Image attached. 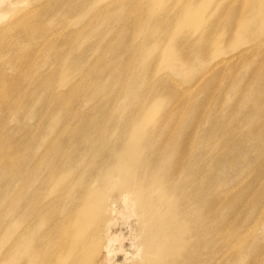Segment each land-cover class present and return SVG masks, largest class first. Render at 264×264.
Instances as JSON below:
<instances>
[{"label":"rangeland","instance_id":"374dc122","mask_svg":"<svg viewBox=\"0 0 264 264\" xmlns=\"http://www.w3.org/2000/svg\"><path fill=\"white\" fill-rule=\"evenodd\" d=\"M9 1L0 2V40L18 42L15 29L24 28L22 22H26L29 8L38 31L34 28L27 33L33 42L31 50L22 42L7 48L8 56H0V100L10 103L15 92L28 99L26 115L40 110L44 116L42 120L15 121L0 109V159L15 161L12 178L23 175L4 197L0 195V224L8 227L0 231V251L8 252L11 244L17 249L18 243L10 239L13 234L22 236L32 231L30 242L36 240V252L49 259V264L171 263L172 259L161 261L160 247L146 251L143 242L149 227L164 223L165 218H156L167 211L172 200L161 197L155 215L148 210L139 216L126 190L109 201L105 210L90 205L80 210L91 218H101L95 236L99 239L80 251L67 249L76 241L68 235L74 232L70 217L79 210V201L113 196L114 189L124 182L114 165L94 158V153L105 150L113 137L132 144L142 141L144 159L154 169L149 178L154 182L166 181L167 168L179 169L176 178L168 179L176 182V196L188 208L185 214L191 220L184 231L189 236L183 237L191 253L188 250L185 255L182 250L181 255L174 256L173 264H264V103L255 106L251 97L252 91L264 89V63L257 56L264 54V0ZM193 4L197 14L186 7ZM89 7L94 8L91 14ZM133 8L134 18L128 15L122 19ZM99 17L125 24L114 27L112 36L106 35L96 25ZM154 21L159 22L157 27ZM150 32L154 33L151 37ZM203 33L210 46L202 59L196 53ZM242 34L252 37L236 43ZM227 35L230 40L225 43ZM158 37L165 41L162 46L153 45ZM110 39L114 48L105 42ZM121 51L123 56L116 57ZM62 57L69 60L65 65ZM184 61L189 64L182 65ZM97 72L111 75L114 82L89 97L92 89L85 88L88 82H102ZM138 84L137 107H131L130 101L124 104V89ZM151 101L161 104V114L153 125L142 127L147 138L137 134L131 141L124 135ZM57 118L61 121L53 123ZM98 130L104 135L94 141ZM69 133L87 140L81 146L76 140L61 145ZM60 145L67 148L60 152L58 173L53 178L51 153ZM222 148L229 150L227 156L218 155ZM59 177V185L50 189ZM68 180L73 181V189L64 193L62 186ZM30 197L39 202L25 204ZM17 203L23 204L19 212L11 214ZM206 208L210 217L205 233L195 232L198 214ZM41 214L53 221L49 243L48 229L38 221ZM105 224H112L108 235ZM95 247L99 248L96 256L91 252ZM24 260L20 255L21 264Z\"/></svg>","mask_w":264,"mask_h":264},{"label":"bare ground","instance_id":"6f19581e","mask_svg":"<svg viewBox=\"0 0 264 264\" xmlns=\"http://www.w3.org/2000/svg\"><path fill=\"white\" fill-rule=\"evenodd\" d=\"M12 1H9V2L11 3ZM38 1H40V0H35L33 3L38 2ZM188 1L193 2L192 0H188ZM0 2L1 3L6 2V0H0ZM186 7L188 9H191L190 12H192V13L194 12V14L198 13L197 7L194 4L192 5V7H189V5H187ZM230 8L228 9L229 11L231 10ZM124 9H128V8H124ZM143 9H144V7H143ZM146 10H148V9L146 8ZM93 11H94V8L89 7L87 9L88 14H91ZM83 12L85 13L86 9L83 10ZM135 12L136 11L134 10V8L127 11V14H123L124 17L122 19L127 18L128 15H130V16L132 15V17H133ZM54 14H56V13H54ZM138 15H139V13H138ZM26 16H28L26 22H24V20L22 22L24 28L23 29L16 28L15 29L16 31L14 30L17 33V38H18L15 41H18V42L7 41V40L3 41L2 39L0 40V56H8V55H6V49L11 48V47H16L22 42L26 46H28V50H31L30 46L33 44V42L31 41V39L27 35V33L33 31L34 28L38 31V27L35 23V21H36L35 18H33L32 9H30V8L27 9V15ZM219 19H220V17H218L217 20H219ZM132 21H134V20H132ZM130 22H131V20H130ZM124 24H125V21L123 22L121 20L108 19L107 17H99L97 19V23H96V25H98V27L101 30L105 31L106 35L108 34L110 36H112V29L114 27H118V26H121ZM132 24H133V22H132ZM136 24H137V21H136ZM153 25H154V27H157V25H159V22L154 21ZM135 27H136V25L134 24V28ZM132 28H133V26H132ZM132 31H133V29H132ZM149 35H150L149 37H151L154 35V33L150 32ZM250 37H252L251 34H249V35H246V34L243 35L242 34L239 41H237L236 43H240V42L244 41L245 38H250ZM6 38L7 37L4 36V39H6ZM132 38L133 37H131V39ZM155 39L156 40L153 43V45H156V44L161 45V43L165 42V41L162 42V40H163L162 37L161 38L158 37ZM224 40H225V43L228 42L230 40V36L229 35L225 36ZM200 41H201L202 45H201V48L199 50H197L198 52L196 54H197L198 58L203 59V57L206 53V49L209 48V46H210V42H209L208 36L205 33H203L201 35ZM234 41H236V39H234ZM245 41L247 42L248 40H245ZM105 42L107 44L109 43L108 46H110L111 48H114V43L112 42V40L111 41L105 40ZM128 42L129 41H127V44H128ZM145 43H146V38H145ZM202 46H204L205 48ZM166 47H165V49H166ZM179 48H180L179 46H178V48L176 46V49H179ZM181 49H183V48H181ZM120 54H118L116 57L121 58L123 56V52L121 51ZM186 54H187V52H186ZM257 56H259L260 62L264 63V54L257 55ZM25 59H26V57H25ZM62 59H63L64 65L69 61L68 59L63 58V57H62ZM125 59L126 58H124V60ZM24 63H25V61H24ZM188 64H189V61L188 62L184 61L182 63V65H186V66ZM27 71H29V70H27ZM19 73H23V72H19ZM96 74L98 76L102 75L101 78H99V79H101L102 82L92 83V84H91V82H88L89 84L87 86H85V88H87V89L89 88L90 89L89 91H91V89H92L91 93L89 92V94H87V96H89V97H91L93 93L96 94L97 92H101V90H103V87L114 82L111 79L112 78L111 75L101 74L99 72H97ZM257 75L260 76V72ZM262 75H264V73H262ZM63 78L65 79L66 76ZM248 80H250L249 76H247V78H246L247 82H248ZM0 81H1V79H0ZM66 81L67 80H65L63 82L66 83ZM119 82H120V84L124 83V81L122 79L119 80ZM9 83H10V81H9ZM45 83H47V82H45ZM11 84L12 85L14 84V86H15V83L11 82L10 85ZM141 84H144V82H142ZM47 87H49V86L47 85ZM140 88H141L140 84H138L136 86V88L126 87L124 89L125 90V96H126V100L124 101V104H126L128 101H130V102H132L131 107H135V106L137 107L138 98L140 96L138 94ZM243 89H244V86L241 90H243ZM248 89H249V87H248ZM258 90L252 91L251 97H252V100L254 103L253 105H255V106L257 105L259 107V106L263 105V103H264V98H263V95L261 94V93H264V89L261 88ZM14 91H17V90L15 89ZM69 91L72 92L73 90H69ZM45 93H46V91H45ZM33 95H35V94H33ZM20 96L21 95L18 96L17 93L14 92L13 97H11V100L9 101L10 103H5L4 100L1 99L0 102H3V104H1L0 109L3 112H8L9 115H11V118L15 121H20L21 119H24V118H28L29 120L41 119L44 116L40 110L34 111L31 114L26 115L25 114L26 105L29 104V102H28V99L21 98ZM87 96L84 98H88ZM160 111H161V104L158 103L157 101H151L148 106H146L142 109L141 114L139 115V118L137 119V121L134 120L132 125L129 127L128 133L126 132V134L124 136L128 135L129 137H131L130 140L132 138H134L137 134L143 135V140L145 138H147V136H146L147 134H145L143 132L142 127L148 123L153 125V123L155 122V119H158V116L161 114ZM47 119H48V121L50 120L49 118H47ZM60 121H61V118H57L54 121L52 120V122L56 123V124H58ZM256 123H257V121H256ZM89 127L90 126L87 125V129H89ZM95 135H96V137L93 139L94 141L102 138L104 135V131L98 130L97 132H95ZM228 135H229V132H228ZM73 140L77 141V146L78 145L81 146L87 139L85 138V136H77L76 137V135H72L71 133H69V138L65 139L64 141H60V142H61V145L65 144V143H68V145H69ZM124 140L125 139L123 138L122 140L118 141L117 139H113V137H112V139H110L108 145L105 147V150H103V151L98 150L97 154L94 153V158H95L96 162L104 160L106 163H110L111 165H114L119 172L120 180L124 179V182H121L122 183L121 187H119V188L116 187L114 189V193H112L113 196L109 195V197H104L99 201L98 200L96 201L94 199L92 200L89 197H85L79 201L80 204L76 205L79 210L77 212H75V210H74L71 217H70V227H71V225H73L72 229L74 232L71 233L72 235H68L70 237V239H73L76 241H75L74 245H68L67 249L70 251L72 249H76L77 251H80L83 248V246L86 245L88 242H91V243L93 241L97 242L99 239L98 237H95V236L99 232L98 223H99L101 218L98 216L91 218L89 216L88 212L85 213V211L82 212L80 210H84L85 208H87L88 205L95 206L96 209L105 210V207H108L109 201H115L116 196H119L118 194H121L122 192H124L126 190V193L128 194V196L131 195V197H132V203L131 204H132L133 210H137L141 213V214H139V216H141L142 214H147L148 210H149V212H151L152 214L155 215L158 212V210H157L158 204L160 202H162L161 197L162 198L167 197L168 199L172 200V205L169 206L167 211H163L162 216L156 218V219L165 218L164 223L162 225L157 224V225H153V226L149 227L147 233L145 234V240L143 242L144 243L143 246H144L146 251L157 250L158 247H160L158 249V254L161 257V261L163 262L162 259L166 258V259H172L170 264L176 263V261H173V258L176 254L181 255L182 250H184L185 255L188 254V250H189V253H191L190 247H188L187 244L184 242L185 238L183 237L185 234H186L185 237L189 236L188 231H184L186 224L188 223V221L191 220V218L189 217V214H187V215L185 214L188 208H187V206H184L182 204V201L180 200V198H178V196H176V190H175L176 182L168 179L170 177L176 178L177 175L180 174V172L178 171L179 169L176 166H175V168L174 167L167 168L165 170L166 181L165 182H154L153 179L151 180L149 178V177H151V175H149V174L152 173L154 169L149 167V165H148L149 162H146L144 159L145 145H142V141H140V140H139V142H136L135 144L134 143L132 144L130 141H127V140L124 141ZM168 141H170V139H168ZM61 145H60V147H56L55 149H53V152L51 153V156L53 157V162H51L50 169H51V175L53 176V178L56 176L55 174L58 173V171H57L59 169L58 159L61 156L60 152H62V150L64 148H67V147H64ZM210 147H211V145H210ZM163 149H165V148H163ZM222 149L223 150H217L218 155L227 156V153H229V150H227V148H222ZM182 150H184V148L183 149L181 148V151ZM214 151H216V150H214ZM207 152L209 153V151H207ZM181 153H183V152H181ZM8 161H9L8 159H0V195L2 197H4V194L8 189L13 188L17 183H20L23 180V175H20L18 177H14V178L11 177V169H12L15 161H11V162H8ZM177 163L178 162H176L175 165ZM59 176H61V175H59ZM59 180H61L60 177L56 179V182H54V185H53L54 187L52 186V187H50V189L55 188L57 185H59V183H58ZM62 187L64 188V193H68L69 190L71 191V189H73L72 188L73 187V181L71 182L68 180L65 183V185H63ZM84 187L85 186H83V188ZM122 189H123V191H120ZM65 190L67 192H65ZM218 197H221V196H218ZM30 198H31V201H28L25 204L36 205L39 202V200L35 197H30ZM221 198H223V197H221ZM68 199H70V198H68ZM27 200H25V201H27ZM12 202H14V201H12ZM214 202H215V200H214ZM3 204H4V202H3ZM22 204L23 203L14 204L16 206H14L12 208L11 212L10 211L9 212L11 214L12 213L14 214L15 211L19 212V208ZM1 206L2 205H0V209H1ZM209 206L212 208V205H209ZM215 207H213V208H215ZM217 207H218V205H217ZM207 208L202 209L201 212L198 214L197 218H198L199 224L197 223V221H195L194 224L197 225L196 228H194L195 232L202 230V234L205 233L204 228L207 227L206 221L210 217L209 216L210 212L208 211ZM210 210L212 211V209H210ZM183 216H184V218H183ZM1 218H3V216ZM4 221H5V219H4ZM38 221H41V223L48 229V231L46 233V236H47L46 238H47V241L49 243V241H50L49 240V225L52 224L53 221L49 220V215H46V214H41L38 217ZM111 225L112 224H109V225L105 224V232H107L106 235H108V232H111V230H109ZM0 226H1L0 231H3V232H5V229L8 228V227H3L4 226L3 224H0ZM76 234L79 235V237L76 236ZM13 235L10 237V239L14 243H18V247L16 249V246L12 247V244H11V248L9 249L8 252L3 253L0 251V256L2 257L0 259V264H19V263L21 264L22 261L21 262L19 261L20 255H23L26 258V260L23 261L24 264H49V259L47 260V259H45V257L44 258L40 257L41 255L36 252V250L34 248V246H36V240L33 239V241L30 242V240L32 238L31 235H33L32 231H30L27 234L22 235V236L16 235V233H15L16 236L15 235L14 236L16 238H14ZM25 242H28L29 245H25L24 244ZM110 243H112V238H111ZM155 243H158L159 246H157ZM22 244H23V246H22ZM108 246H106V247H108ZM24 247H29L26 250V252H22V250H21ZM50 247L48 244V246L46 247L47 253H49ZM109 248H110V246L107 249H109ZM94 250L95 251H91V252L94 254V256H96L99 252V248L95 247ZM110 250H111V248H110ZM185 255L183 256V258H185L186 262H188V259L186 258Z\"/></svg>","mask_w":264,"mask_h":264}]
</instances>
